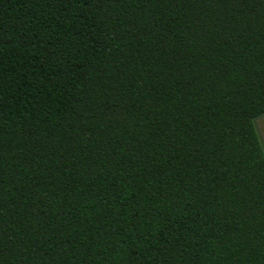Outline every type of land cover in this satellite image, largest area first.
<instances>
[{"label":"trees","instance_id":"1","mask_svg":"<svg viewBox=\"0 0 264 264\" xmlns=\"http://www.w3.org/2000/svg\"><path fill=\"white\" fill-rule=\"evenodd\" d=\"M264 0H0V264H264Z\"/></svg>","mask_w":264,"mask_h":264},{"label":"crops","instance_id":"2","mask_svg":"<svg viewBox=\"0 0 264 264\" xmlns=\"http://www.w3.org/2000/svg\"><path fill=\"white\" fill-rule=\"evenodd\" d=\"M253 124L264 154V113L257 115Z\"/></svg>","mask_w":264,"mask_h":264}]
</instances>
